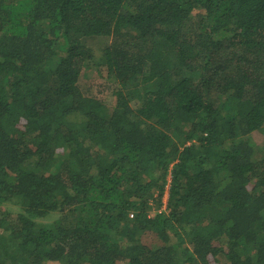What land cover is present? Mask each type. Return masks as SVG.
I'll list each match as a JSON object with an SVG mask.
<instances>
[{"label": "trees", "instance_id": "trees-1", "mask_svg": "<svg viewBox=\"0 0 264 264\" xmlns=\"http://www.w3.org/2000/svg\"><path fill=\"white\" fill-rule=\"evenodd\" d=\"M0 264H264V0H0Z\"/></svg>", "mask_w": 264, "mask_h": 264}, {"label": "rangeland", "instance_id": "rangeland-1", "mask_svg": "<svg viewBox=\"0 0 264 264\" xmlns=\"http://www.w3.org/2000/svg\"><path fill=\"white\" fill-rule=\"evenodd\" d=\"M87 75L84 79V82L82 84H87L92 88L93 91V95L100 98V99H104L105 102L110 103L112 101V97L110 96L109 90L108 88H106V86L103 84V80L98 78L96 76V73L94 70H89L86 72ZM254 141L257 144H261L262 142V136L255 133L254 134ZM167 197L165 198L166 201ZM150 216H154V213H150Z\"/></svg>", "mask_w": 264, "mask_h": 264}, {"label": "built area", "instance_id": "built-area-1", "mask_svg": "<svg viewBox=\"0 0 264 264\" xmlns=\"http://www.w3.org/2000/svg\"><path fill=\"white\" fill-rule=\"evenodd\" d=\"M167 189H168V187H167ZM166 197H167V199L165 201V198ZM167 201H168V196H167V192H165V195L162 197L161 202H160L161 205H160V207L157 210L158 213H166V212H168L167 211V209H168V207H167V204H168ZM154 210H155V208L153 209V211Z\"/></svg>", "mask_w": 264, "mask_h": 264}]
</instances>
